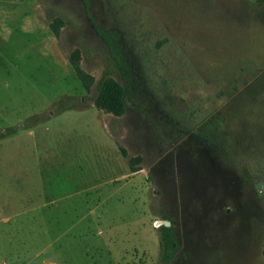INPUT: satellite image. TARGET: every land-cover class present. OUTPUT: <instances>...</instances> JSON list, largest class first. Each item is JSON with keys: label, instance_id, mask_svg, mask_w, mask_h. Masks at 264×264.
Instances as JSON below:
<instances>
[{"label": "rangeland", "instance_id": "1", "mask_svg": "<svg viewBox=\"0 0 264 264\" xmlns=\"http://www.w3.org/2000/svg\"><path fill=\"white\" fill-rule=\"evenodd\" d=\"M87 10L0 0V264H264V4ZM89 16L116 35L130 85ZM105 73L120 117L95 105Z\"/></svg>", "mask_w": 264, "mask_h": 264}, {"label": "trees", "instance_id": "2", "mask_svg": "<svg viewBox=\"0 0 264 264\" xmlns=\"http://www.w3.org/2000/svg\"><path fill=\"white\" fill-rule=\"evenodd\" d=\"M86 9V13L88 14V0H82ZM259 3L264 4V0H257ZM89 20L91 21L92 27L97 33V35L101 38V40L108 46V48L112 51V55L115 60V66L118 69L121 78L126 82L127 85L131 83V70L129 64L124 59L120 46L117 41L116 35H111L108 31L103 30L99 25L95 23L91 16H89ZM63 26V22L60 19H55L50 25L49 28L53 35L57 36L59 34L60 28ZM79 51L74 50L71 54V67L78 78L79 82L86 90L91 87L93 84V77L86 72H84L79 66ZM112 83L111 78L108 76V73H105L102 76L101 81L99 82L98 95L95 100V105L97 108L112 113L116 117H120L124 113V98L115 100L109 95V86ZM126 90L123 89V95ZM39 121L37 117L34 118L33 122ZM121 153L123 156H126V151L121 148ZM129 163L131 165V172H136L139 169L133 167L134 160L130 159ZM166 220V219H165ZM161 240L160 244L162 247V256L161 260L163 262L170 261L177 250V238L172 226H164L161 225L159 227ZM264 255V251H263Z\"/></svg>", "mask_w": 264, "mask_h": 264}, {"label": "water", "instance_id": "3", "mask_svg": "<svg viewBox=\"0 0 264 264\" xmlns=\"http://www.w3.org/2000/svg\"><path fill=\"white\" fill-rule=\"evenodd\" d=\"M161 225H164V226H170V223H169V221L165 220V221L162 222Z\"/></svg>", "mask_w": 264, "mask_h": 264}]
</instances>
